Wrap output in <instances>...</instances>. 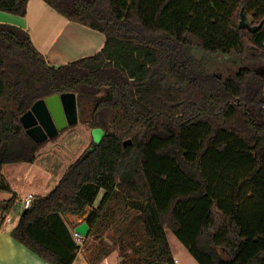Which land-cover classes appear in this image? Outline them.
<instances>
[{
  "label": "trees",
  "instance_id": "trees-1",
  "mask_svg": "<svg viewBox=\"0 0 264 264\" xmlns=\"http://www.w3.org/2000/svg\"><path fill=\"white\" fill-rule=\"evenodd\" d=\"M45 1L106 42L56 66L27 29L0 22V190L12 191L3 166L35 162L47 142L21 121L36 100L75 92L79 117L90 109L87 122L105 134L35 195L12 235L50 264H72L81 245L66 216L104 191L86 240L103 244L107 227L111 241L91 264L128 247L147 252L135 264H176L168 230L200 264H264V76L243 65L222 77L207 59L264 62V0ZM28 3L0 0V10L25 16ZM242 11L262 26L242 27ZM19 202L14 193L0 204L4 218Z\"/></svg>",
  "mask_w": 264,
  "mask_h": 264
},
{
  "label": "crops",
  "instance_id": "crops-1",
  "mask_svg": "<svg viewBox=\"0 0 264 264\" xmlns=\"http://www.w3.org/2000/svg\"><path fill=\"white\" fill-rule=\"evenodd\" d=\"M0 22L27 29L36 47L47 56L51 64L56 66L72 61L75 55L82 57L83 55H93L100 51L106 42V35L103 32L80 21L67 18L51 7L45 0H29L28 11L25 16L0 10ZM12 163L15 162L6 163L2 171L5 180L10 182L7 184H9L11 189L13 181L10 180L11 177H9L7 169H9L8 171L13 175L15 174V170L19 168L9 166ZM31 163H39L42 168L41 178H39L40 182H45L48 188L49 181L46 180V178L50 176L48 166L40 163L39 157L35 162ZM58 181H56L55 185ZM29 193L43 195L36 192ZM13 195L14 193L12 191L0 190V204L12 198ZM22 197L17 194V200L21 198L19 200L20 206L7 213L5 218V215H3L0 210V264H49L12 235V230L19 221L17 223L13 222L17 216L20 219L21 211L24 209ZM87 216L88 214H67L66 219L70 222V227L74 234L76 231L75 227L81 222L86 221ZM7 217H10L11 220L8 221ZM90 237L91 236L88 237L87 241H89ZM87 241L82 245L80 244L81 248L78 250L77 256L72 264H91L90 258L93 254L90 252L92 247L89 246V242ZM169 243L176 264H196V262H198L185 246L189 254L186 257V261H182L175 253L170 240ZM136 257L139 256L132 255V249L130 247L126 248L125 251L117 248L105 255L97 264H135ZM195 259L196 262H194Z\"/></svg>",
  "mask_w": 264,
  "mask_h": 264
},
{
  "label": "rangeland",
  "instance_id": "rangeland-1",
  "mask_svg": "<svg viewBox=\"0 0 264 264\" xmlns=\"http://www.w3.org/2000/svg\"><path fill=\"white\" fill-rule=\"evenodd\" d=\"M199 56L202 57L203 54H200ZM79 57L82 56L75 55V58L72 60ZM207 59L211 60L208 65L209 69L215 74L221 75L222 77H227L234 74L243 65L251 66L258 73H261L264 76V62L260 59H241L237 55L221 58L212 57L211 59L207 57ZM89 111L88 113H85L84 116L79 117L78 122L68 125L66 128L60 130L56 136L48 138L47 142L39 149V162L45 164V166H48V170L50 172L49 174L51 176L46 178V180L49 181L48 188L46 187L45 182H40L39 178H41L42 168L40 167L39 163L32 164L31 162L26 161L15 162L9 165L19 167L17 170H15V174L12 175L11 172L8 171L9 169H7V173L9 177H11L10 180L13 181V193H17L20 197L26 196L29 192H36L40 194L49 193V191L53 189L56 181H58L64 174L66 167L86 153L89 149H91L92 143H98L102 139L103 135L105 134L104 130L101 128H92L87 122L89 118ZM7 183L10 182L7 181ZM103 195L104 191H101L95 204L86 208L85 214H90L95 208L99 207ZM125 204V198L123 196H119L118 198L115 197L109 203V207H111L112 210L118 215L120 210L125 209ZM18 221L19 217L17 216L13 223H17ZM119 227H122L123 230L126 228V226L122 223H120ZM100 233L101 236L103 234V244L99 243L101 238H96L95 235H92L89 238V241L86 240L89 242V246L92 247L90 253L93 255L107 248V243L111 241V239H109V233H111V231L107 227L102 228ZM168 235L175 253L182 259V261H186V257L189 254L185 248L186 246L172 231H168ZM131 238H133V235H131ZM132 253H134V256H140L143 258L148 256L146 251H143L142 253H135L132 251ZM194 262H196V259ZM196 264L200 263L196 262Z\"/></svg>",
  "mask_w": 264,
  "mask_h": 264
},
{
  "label": "water",
  "instance_id": "water-1",
  "mask_svg": "<svg viewBox=\"0 0 264 264\" xmlns=\"http://www.w3.org/2000/svg\"><path fill=\"white\" fill-rule=\"evenodd\" d=\"M240 25L256 31L262 26V22L258 25H251L242 11ZM21 121L27 133L36 142L48 140L68 125L79 121L77 94L63 92L40 98L21 116ZM130 142V139L126 140L125 144ZM75 230L87 237L90 233V225L87 221H83L75 227Z\"/></svg>",
  "mask_w": 264,
  "mask_h": 264
},
{
  "label": "built area",
  "instance_id": "built-area-1",
  "mask_svg": "<svg viewBox=\"0 0 264 264\" xmlns=\"http://www.w3.org/2000/svg\"><path fill=\"white\" fill-rule=\"evenodd\" d=\"M34 198H35V194H33V193H29L26 196H24L22 198V202H23L24 208H29L31 206ZM7 220L9 221V220H11V218L10 217H7ZM74 235H75L76 240H77V242L79 244H81V245L84 244V242L86 241V238L87 237H85L84 235H82L81 233H79L77 231H75V234Z\"/></svg>",
  "mask_w": 264,
  "mask_h": 264
}]
</instances>
